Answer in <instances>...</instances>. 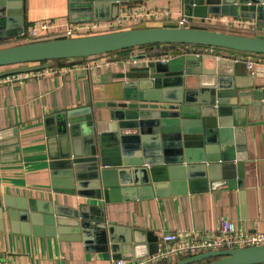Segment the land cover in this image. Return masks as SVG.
Returning a JSON list of instances; mask_svg holds the SVG:
<instances>
[{
  "label": "water",
  "instance_id": "1",
  "mask_svg": "<svg viewBox=\"0 0 264 264\" xmlns=\"http://www.w3.org/2000/svg\"><path fill=\"white\" fill-rule=\"evenodd\" d=\"M16 1L19 0H0V37L17 34L23 28L19 9L12 19L3 16L6 5L9 12L11 4H18ZM128 1L70 0L69 15L74 19L77 14L73 10L81 8L83 19L98 17V9L110 5L109 18H113L119 14L120 5ZM181 4L187 15L203 17L208 13L226 12L254 17L257 23L264 25V0H181ZM246 8L250 10H243ZM6 25L13 27L3 30ZM153 43L172 46L142 53L138 57L143 61L120 72L119 98L89 102V106H109L108 118L96 119L88 108L83 116L69 110L57 112L61 118L57 129L51 131L58 133L60 143L56 147V135L52 133L49 147L52 183L64 191L75 192L78 188L81 192V183L86 182L93 191L91 195L105 201L110 200L114 191L133 181L143 193L151 194L150 179L154 183L159 181L154 172L157 167H165L159 165L163 163L169 171H175L176 174L169 177L177 183L184 184L187 178L208 177L210 187L226 184L241 188L245 205L243 128L248 120L258 118L255 113L264 111V62H256L252 73L246 74L243 58L203 52L190 45L264 53V32L246 34L198 24L164 22L73 36L60 34L1 46L0 66L36 62L1 68L0 75L45 67L50 65V59L86 57ZM241 64L244 69L240 68ZM90 73H95V67L90 68ZM96 75L98 80L102 79L101 74ZM189 131L194 133L190 135L194 139L187 137ZM79 133L86 141L84 152L76 148L73 141L71 147L68 142L69 134ZM130 134H133L131 145L135 149L126 152L124 138ZM147 135L161 136L162 141L148 139ZM111 151L115 154L110 155ZM2 204L8 207L11 216L15 210L10 206H17L19 213L30 219L43 218L52 233L62 232L61 223H69L70 232L81 231L84 237L95 231L112 251L120 247L121 254L131 248L142 251L143 246L148 251L140 252L142 255L156 250L150 248V242L145 244V238L139 237L134 228L119 232L115 224L105 220L103 206L97 203L79 204L67 213L57 206L48 207L42 214L24 198L15 204L4 196L3 203L0 200V211ZM64 215L67 218H62ZM195 261H202L199 264L264 262V243L208 249L170 264Z\"/></svg>",
  "mask_w": 264,
  "mask_h": 264
},
{
  "label": "crops",
  "instance_id": "2",
  "mask_svg": "<svg viewBox=\"0 0 264 264\" xmlns=\"http://www.w3.org/2000/svg\"><path fill=\"white\" fill-rule=\"evenodd\" d=\"M17 2V1H16ZM11 4V11L4 8L3 16L11 18L15 10L23 15V26L43 19H56L61 22L68 21L79 23L90 20H104L109 18L112 6H101L98 17L83 19L81 8H75V18H70V0H19ZM110 3V2H109ZM137 9L141 14L151 9H157L154 15L142 18L136 24H129L121 28L160 25L164 22H177L183 13L181 0H129L121 4L119 13L127 9ZM250 10V9H243ZM95 14V11H93ZM108 14V15H107ZM208 14H227L208 13ZM2 15V14H1ZM191 16L198 21L200 16ZM233 16H241L239 14ZM255 20V30L247 34L264 32V25ZM13 27L6 25L3 30ZM13 35L0 37V47L14 44ZM18 43V42H17ZM170 43L142 44L116 49L115 56L103 73L95 68V73H90V68H74L71 61L78 58L68 57L55 59L60 65L58 71H47L37 76L27 78L21 83L0 84V200L4 196L8 201L17 204L24 198L29 206L36 207L40 214L42 210L57 206L62 212H69L79 204L97 203L103 206L105 220L115 224L118 231L126 228L135 229L137 235L145 238L144 243H151L150 248H164L169 242L164 239L166 231L174 230H216L222 218H230L238 229L264 230V111H259L258 118L248 120L244 124V142L241 148L246 154L244 158V191L245 205L242 204L243 195L241 188L226 184L209 186L208 177L201 179L187 178L185 183H177L170 179L169 171L165 164L155 168V177L160 178L155 183L151 182V194H145L136 186L128 183L113 192L110 200L91 195L92 189L86 182L81 183V192L60 189L52 183L49 147L51 135L55 134V145L59 147L58 133L51 130L57 129L61 115L57 112L71 111L83 116L90 110L96 119L109 117V106H89V102L112 100L121 96L120 72L143 61L140 54L170 48ZM191 48L204 50L208 53L228 54L237 58L254 57L264 62V53H252L238 49H231L212 45H190ZM36 61L0 66L6 68L19 64H31ZM68 63V67H64ZM246 64V62H245ZM94 67V66H93ZM241 69L244 65L241 64ZM246 65V74L252 73ZM264 73V70L262 71ZM96 74H101L98 80ZM89 110H88V109ZM192 130V129H189ZM194 133H187L190 137ZM133 134L124 138L125 151H134ZM152 139V135L146 136ZM120 141V135L117 137ZM164 138V137H163ZM194 139L193 137H190ZM74 139V140H73ZM161 143L162 137H154ZM165 140L167 138H164ZM113 140V139H112ZM72 141L76 148L85 150L86 141L83 134L68 136L70 147ZM194 141V140H193ZM110 150V149H109ZM113 152V153H112ZM115 154L111 151L110 155ZM150 166V165H148ZM156 166V164H155ZM87 177V176H86ZM85 183V184H84ZM153 183V184H152ZM111 196V195H110ZM0 211V260L12 264H110L111 258L120 254L126 258H136L142 251H148L143 246L142 251L132 249L121 254L112 251L109 244L91 231L85 237L82 232H70L71 225L63 224L62 232L55 231L43 218L30 219L19 213V207L10 206L15 210L10 215L8 207L2 204ZM2 212V213H1ZM62 218H67L65 217ZM63 222H66L63 220ZM118 257V256H117ZM179 256L168 255L157 264H170ZM264 264V262L250 263Z\"/></svg>",
  "mask_w": 264,
  "mask_h": 264
},
{
  "label": "built area",
  "instance_id": "3",
  "mask_svg": "<svg viewBox=\"0 0 264 264\" xmlns=\"http://www.w3.org/2000/svg\"><path fill=\"white\" fill-rule=\"evenodd\" d=\"M157 12V9H151L143 14L149 16ZM143 14L137 9L130 8L122 11L116 17L104 20L71 23L68 21L61 22L56 19H43L24 25L22 30L15 34L12 41L19 43L53 37L60 34L73 36L119 29L129 24H136L138 20L142 18ZM177 23L181 25L198 24L211 29L246 34L255 30V20L252 18L227 14H207L206 16L200 17L198 21H195L192 20V18L189 19L188 15L183 12L178 18ZM113 51L114 50L92 54L86 57H77L78 59L76 61L74 60L71 62L74 68L82 67L88 69L94 66L103 73L105 68L115 60V56L111 54ZM202 51L205 52L204 50ZM54 60L55 59H50V65L45 67L19 70L0 75V84L21 83L27 78L37 76L43 72L58 71L60 65ZM245 61L249 69H252L256 62H261L259 58L254 57H245ZM64 67H68V63L64 65ZM163 237L169 242L166 247L158 248L153 252L131 259L123 256L112 257L110 264H157L168 255L184 257L208 249L264 243V230L252 231L238 229L234 221L226 217L221 219L220 226L216 230L203 231L199 229H190L166 231ZM0 264L12 263L0 260Z\"/></svg>",
  "mask_w": 264,
  "mask_h": 264
},
{
  "label": "trees",
  "instance_id": "4",
  "mask_svg": "<svg viewBox=\"0 0 264 264\" xmlns=\"http://www.w3.org/2000/svg\"><path fill=\"white\" fill-rule=\"evenodd\" d=\"M2 66V65H1ZM179 258H181V257H179ZM178 258V259H179ZM204 261V260H203ZM200 262H202V261H195V262H191V263H188V264H199Z\"/></svg>",
  "mask_w": 264,
  "mask_h": 264
},
{
  "label": "rangeland",
  "instance_id": "5",
  "mask_svg": "<svg viewBox=\"0 0 264 264\" xmlns=\"http://www.w3.org/2000/svg\"><path fill=\"white\" fill-rule=\"evenodd\" d=\"M154 44H157V43H154ZM142 45V44H141ZM144 45V44H143ZM146 45H149V44H146ZM114 52V51H113ZM113 52H111V54L113 53ZM247 52H250V51H247ZM252 53H255V52H252Z\"/></svg>",
  "mask_w": 264,
  "mask_h": 264
}]
</instances>
